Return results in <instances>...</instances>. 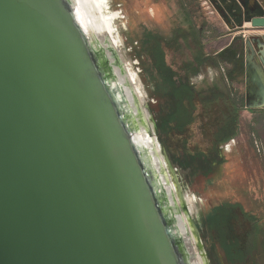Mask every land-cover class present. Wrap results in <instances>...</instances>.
<instances>
[{"label":"water","instance_id":"95a60500","mask_svg":"<svg viewBox=\"0 0 264 264\" xmlns=\"http://www.w3.org/2000/svg\"><path fill=\"white\" fill-rule=\"evenodd\" d=\"M111 67L73 0H0V264H191Z\"/></svg>","mask_w":264,"mask_h":264},{"label":"rangeland","instance_id":"374dc122","mask_svg":"<svg viewBox=\"0 0 264 264\" xmlns=\"http://www.w3.org/2000/svg\"><path fill=\"white\" fill-rule=\"evenodd\" d=\"M112 7L122 12L116 23L141 73L156 124L176 103L169 94L170 82L154 68L151 50L156 37L164 40L177 85L188 83L207 99L219 96L210 103L197 102L186 141L179 133L160 137L177 180L173 181L184 192L197 195L202 218L201 229L195 220L199 247L208 264L218 261L216 253L207 249L204 219L226 202L240 203L260 220L258 244L242 264H264V108H246L244 64L239 63L245 41L264 34V27L246 25L264 16V0H112ZM234 110L235 133L221 141L225 134L219 127ZM217 132H221L218 140ZM229 225L233 239H245L250 223L241 212Z\"/></svg>","mask_w":264,"mask_h":264},{"label":"bare ground","instance_id":"6f19581e","mask_svg":"<svg viewBox=\"0 0 264 264\" xmlns=\"http://www.w3.org/2000/svg\"><path fill=\"white\" fill-rule=\"evenodd\" d=\"M73 3L80 22L92 37V41L101 53L103 60L112 66L114 73L113 71L110 73L113 74L114 81L125 87L136 115H138L141 129L137 135L150 149L152 164L157 169V174L162 178L164 187L168 191V193H164L167 204L174 213L177 212L178 214L174 218L176 232L183 239L191 264H208V256L199 247L201 240L195 220L199 221L198 225L201 229L202 218L197 195L191 190L184 192L178 183L173 181L175 176L173 175L172 164L163 150L156 123L152 119V111L148 107V91L140 76L141 73L139 74L140 71L135 66L133 57L131 58L128 54L126 37L116 23V20L122 17V12L112 7V0H73ZM246 25L252 26V23L248 21ZM110 54L115 57H110ZM117 63L122 66V71L118 69ZM134 96L137 97L138 102L134 101ZM149 132L152 134L150 135ZM230 148L228 147V150Z\"/></svg>","mask_w":264,"mask_h":264},{"label":"trees","instance_id":"16d2710c","mask_svg":"<svg viewBox=\"0 0 264 264\" xmlns=\"http://www.w3.org/2000/svg\"><path fill=\"white\" fill-rule=\"evenodd\" d=\"M181 36L185 37V34H181ZM151 56L156 71L170 82L169 94L176 101L173 106L174 109L167 112L161 124H156L157 130L161 138H164L162 134H166V132L169 134L179 133L184 136V140L186 141V133L195 117L197 102L210 103L217 100L219 96L207 99L196 92L193 86L188 83L177 85L174 79L176 72L167 63L164 40L162 38L156 37L154 39ZM156 94L159 96L158 92ZM236 114L237 111L234 110V114L229 116L219 127V130L225 136L220 139L221 132H217V140L229 139L235 133ZM238 212H241L244 218L250 223V228L243 240L233 239L229 225L230 220ZM203 228L207 234V249L209 251L213 250L216 253L215 257L218 264L246 263L248 258L253 254L258 244V237L262 232L260 220L252 213L246 212L240 203L232 202L221 204L208 212L206 219H204Z\"/></svg>","mask_w":264,"mask_h":264},{"label":"flooded vegetation","instance_id":"af4514ba","mask_svg":"<svg viewBox=\"0 0 264 264\" xmlns=\"http://www.w3.org/2000/svg\"><path fill=\"white\" fill-rule=\"evenodd\" d=\"M259 17H264V16H259ZM249 43L251 44L253 43L254 45L252 44V46H250ZM248 54L251 55L255 68H258L260 72L264 73V34L252 35L249 40L245 41L243 48L239 51V59H240L239 63L241 64L242 61L244 64L243 68L245 74V103L247 102V94H248L247 85H246ZM231 146L232 143H229L228 147Z\"/></svg>","mask_w":264,"mask_h":264}]
</instances>
